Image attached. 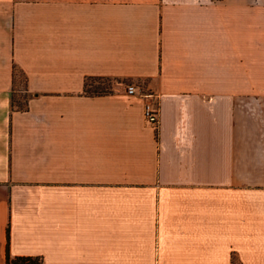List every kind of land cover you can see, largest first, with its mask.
Instances as JSON below:
<instances>
[{
  "label": "crops",
  "instance_id": "0c3cea01",
  "mask_svg": "<svg viewBox=\"0 0 264 264\" xmlns=\"http://www.w3.org/2000/svg\"><path fill=\"white\" fill-rule=\"evenodd\" d=\"M6 252L264 264V0H0Z\"/></svg>",
  "mask_w": 264,
  "mask_h": 264
},
{
  "label": "built area",
  "instance_id": "2783aa9c",
  "mask_svg": "<svg viewBox=\"0 0 264 264\" xmlns=\"http://www.w3.org/2000/svg\"><path fill=\"white\" fill-rule=\"evenodd\" d=\"M124 89L127 93L129 94H139L141 96H145V97H152V93L149 92H145L143 90V87L137 83V82H125L124 83ZM143 114L145 119L152 123V124H157L158 123V112H157V108H155V106H153L152 101L151 100H147L144 104V108H143Z\"/></svg>",
  "mask_w": 264,
  "mask_h": 264
},
{
  "label": "trees",
  "instance_id": "16d2710c",
  "mask_svg": "<svg viewBox=\"0 0 264 264\" xmlns=\"http://www.w3.org/2000/svg\"><path fill=\"white\" fill-rule=\"evenodd\" d=\"M13 79L15 80V78L17 77L20 82V85L22 87L23 84V76L22 74L15 68L13 67ZM22 78V80H21ZM86 86H87V81H85V88L84 90H86ZM20 89H24V88H20ZM16 92V91H15ZM15 92H14V98H15ZM89 92V91H87ZM92 92H107L105 90L102 91H92ZM25 97H23L24 99ZM17 102H20L17 100ZM14 103V102H13ZM17 104V103H16ZM18 106H20L19 104H17ZM0 264H41V258L39 256H33V255H9L8 252L5 253L3 261Z\"/></svg>",
  "mask_w": 264,
  "mask_h": 264
},
{
  "label": "rangeland",
  "instance_id": "374dc122",
  "mask_svg": "<svg viewBox=\"0 0 264 264\" xmlns=\"http://www.w3.org/2000/svg\"><path fill=\"white\" fill-rule=\"evenodd\" d=\"M114 82L115 81L111 78H102V79H99V81L97 82H95L93 79H89L87 80L86 90L89 92L102 91V90L110 91L113 88V85L115 84ZM25 96H26V92H24L21 89L15 92V97L17 98L18 101L20 100L22 102L23 97Z\"/></svg>",
  "mask_w": 264,
  "mask_h": 264
}]
</instances>
